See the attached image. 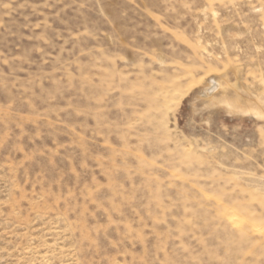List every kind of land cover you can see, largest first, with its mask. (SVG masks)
<instances>
[{
  "label": "rangeland",
  "instance_id": "obj_1",
  "mask_svg": "<svg viewBox=\"0 0 264 264\" xmlns=\"http://www.w3.org/2000/svg\"><path fill=\"white\" fill-rule=\"evenodd\" d=\"M0 264H264V0H0Z\"/></svg>",
  "mask_w": 264,
  "mask_h": 264
},
{
  "label": "bare ground",
  "instance_id": "obj_2",
  "mask_svg": "<svg viewBox=\"0 0 264 264\" xmlns=\"http://www.w3.org/2000/svg\"><path fill=\"white\" fill-rule=\"evenodd\" d=\"M214 85H215V84H214ZM214 85H212L211 87H209L208 90L212 89ZM215 88H217V87H215ZM214 90H215V89H214ZM210 92H211V91H210Z\"/></svg>",
  "mask_w": 264,
  "mask_h": 264
}]
</instances>
